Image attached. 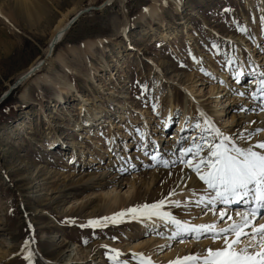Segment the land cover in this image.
I'll return each instance as SVG.
<instances>
[{
	"label": "rangeland",
	"instance_id": "rangeland-1",
	"mask_svg": "<svg viewBox=\"0 0 264 264\" xmlns=\"http://www.w3.org/2000/svg\"><path fill=\"white\" fill-rule=\"evenodd\" d=\"M106 1L0 0V98L25 70L44 55L57 25L70 20L78 11L104 5L102 9L83 14L56 47L55 55L61 54L65 66L59 61H53L40 73L53 79L54 83L61 86V91L70 84L76 86L93 106L109 107V95L106 93H118L122 81L126 84L128 82L131 87L129 91L132 92V97L128 100L131 107L128 112L130 111V115L136 120L135 124L129 120H121L120 127L114 126L111 132H108L110 129L106 126L98 127V134H90L91 141L81 138L77 132L58 127L60 123L56 119L57 114L53 112L54 105H59L58 97L63 96L60 107H63L66 113L74 111L73 106L81 100L72 90L61 93L54 86H43V91L40 92L35 84L29 81L19 85L11 93L9 101L0 107V252L9 248V253L2 257L4 259L0 264H29L25 257L31 244L40 249L44 260L52 262H56L60 252L65 249L64 246L75 245L90 252V257L82 259L81 264H97L98 260L102 264H141L139 255L131 256V252L127 254L126 252L131 251L127 248L140 245V251L144 249L151 253L152 246L145 243L151 234L142 231V222H139V219L134 220L127 216V209L151 205L167 196L161 197L155 193L158 186L151 175L154 169L161 167L146 168L147 161L137 163L139 160H149L154 155V148L141 150L143 132L148 130V139H151L152 135L161 136L163 119L160 114L165 113L169 103L168 89L172 87L178 110L174 114L176 119L163 135L172 140L177 122L182 118L181 111L186 100L184 90L170 82L162 81L159 90L156 86L159 76L157 70L164 71L168 79L172 78L179 84L183 83L180 80L182 76H185L184 82L187 80L183 84L190 85V80L195 81V95H198L201 103L209 107L208 114L218 129L226 132L231 128L228 127L230 119L239 113L241 106L238 100H235L236 102L232 103L235 106L231 105L229 108L228 100L223 114H219V94H209L210 86H218V79L210 76L207 64L224 69L227 58L236 57L237 53H243L249 64L246 68L248 72L255 68V61L264 62V25L261 22L264 8L256 5L258 1L116 0L107 5ZM155 2L160 4L158 6L161 12L153 18L149 15L143 17V9ZM192 13L195 15H191ZM183 16L186 24L179 25ZM152 29H155L154 35H150L154 32ZM164 29H167L171 36L162 41L161 33ZM186 29L193 39L189 40ZM174 33L175 38L172 36ZM241 34H244L242 39L249 44L248 47L234 44L233 49H230L226 40L233 36L239 38ZM256 38L258 46H255ZM89 42H101L102 46L95 45L94 52L90 55L83 49V45ZM240 58L242 59L240 56L238 60ZM229 69L227 77L230 84L239 79L240 82L236 85L240 87L252 80L247 73L243 77L241 74L240 77L237 76L236 65H230ZM120 71L125 74L124 78L120 77ZM200 88L203 90L202 94H199ZM233 89L236 92L238 90L234 87ZM25 90L27 95L24 98ZM241 99L249 98L242 96ZM189 107L195 111L194 119L200 121L199 112L194 106ZM133 109H136V112ZM109 115L116 119L114 112ZM143 117L147 122L143 121ZM76 118L81 119V116ZM159 120L162 122H156ZM23 123L26 129L20 126ZM197 124L199 123L184 132H177L176 135L183 138L184 142L191 141L193 135V141L200 140L202 144V137L212 141L213 134L209 128L205 133L195 134ZM158 125L160 132L154 134L155 126ZM238 128L236 126L234 132L239 130ZM49 131H53L51 136L65 132L66 137L63 140L66 147L71 144L72 138L76 140L73 160V148L64 152L59 150L60 148H46ZM107 132L115 137L112 140H115L116 145L110 149ZM167 141L161 143L170 145L171 142ZM139 155L140 159L135 160ZM162 157H158L160 161L164 159ZM110 159L128 164V168L132 167L131 159L138 164L139 168L124 175L126 179L123 180L121 188L113 182L98 184L100 174L110 172L113 176L121 169L117 163L114 168L108 167ZM182 165L186 164H172L167 170H175ZM79 174L82 175L80 179L77 177ZM116 196L120 198L117 199ZM112 200L119 202L110 204ZM182 208L181 205L169 206L165 211L177 209L176 213L184 214ZM121 211L125 212V215L117 217L116 223L100 219L112 217ZM259 216L257 222L262 220L263 214L260 213ZM89 220H100L104 226L94 228L88 225ZM129 232L130 238L127 237ZM192 237L193 234L187 241ZM244 239L246 246L255 244L257 248L259 238L252 241L250 237L241 236L237 243ZM107 243L116 248L107 249L104 246ZM119 247L122 248L121 252L116 250ZM193 250L190 249V252L182 256L197 258L198 255ZM150 253L148 254L151 258H143L158 260L154 253ZM180 261L183 264L193 262L184 259Z\"/></svg>",
	"mask_w": 264,
	"mask_h": 264
},
{
	"label": "bare ground",
	"instance_id": "bare-ground-1",
	"mask_svg": "<svg viewBox=\"0 0 264 264\" xmlns=\"http://www.w3.org/2000/svg\"><path fill=\"white\" fill-rule=\"evenodd\" d=\"M115 1L116 0H107L106 5L111 4L112 2H115ZM121 1L126 2L125 0H121ZM257 1H258V3L256 5H260V7L263 9L264 8V0H255V3ZM158 4L159 3L155 2V4L150 5L147 8L148 11L144 12L142 14V16L144 17V16L149 15L152 18L155 17V15H157L158 13L161 12ZM102 7L103 6H101L99 9H101ZM252 7H254L253 4H252ZM79 12L80 11L76 12V14L70 20H68V21H66L60 25H57L55 27L54 32H53V34L49 40L48 47L44 51L45 52L44 55L42 57L38 58L27 70H25L18 77L16 82L23 78L20 81V84H25L26 82L30 81L31 83L35 84V86L37 87V89H39L40 92L43 91L42 90L43 86H54L61 93L62 92L65 93L67 91L72 90V92L75 93V96L81 100L77 105L73 106L74 111L73 110L67 111V113H66L62 109L63 107H60L62 104V103H60V100H62L64 98H63V96L58 97V100H59L58 104L59 105L55 104L54 108L56 110L54 109V111H53L55 114H57L56 119H58V121L60 123V124H58V127L59 128L60 127L65 128L66 130L69 129L71 131L77 132L78 136H80L81 138L89 139L92 141V139H90V137H91L90 134L92 136L98 134L99 133V132H97L98 127L101 128V127L106 126V128L110 129V130H108V132L109 131L111 132V129L114 128V126L120 127L119 124H120L121 120H122V122L129 120V122L131 121L133 124L136 123L135 122L136 120L133 118L132 115H130L131 114V113H129L130 111L128 112L129 108H131L130 105H128L129 104L128 100L131 99V97H132V96H130L132 92L130 93V91H129L131 89V87H130L128 82L126 84V83H124L125 81H122V83H121L122 85L119 87L118 93H117V91H114V92L111 91L110 93H106V95H109V97H107V102L109 104V107H103V105L102 106L101 105H98V106L94 105L95 106L94 107L91 102L89 103L88 98L83 96L82 93L77 89L76 86L70 84L68 87H65L63 91H61L60 85H59L60 86L59 87L56 83H54L53 79H50L45 74L40 73L41 70L45 66H49L53 61H59L62 65L65 66L64 58L61 56V54L55 55V50H56V47L59 45V43L61 41H63V39L66 37L67 33L69 32L70 28H68V27L70 25L71 20L73 18H75ZM191 15L194 16L195 13H192ZM183 19H184V16L182 17V20ZM261 22H263L262 25H264V17L261 18ZM185 24H186V22L184 20L179 23V25H185ZM189 30H190V28H189ZM189 30L186 29L185 33L188 35V38L190 40V39H193V36H192V34H189ZM152 31H154V32H151L150 35L155 34V29H152ZM175 34L176 33L172 34L173 38H175V36H176ZM243 35L242 34L239 35V38L233 36V37H229L227 40L225 39L226 42L229 43L230 49H233L232 45H234V44H238V45L242 44L243 46L248 47L249 44H247L246 41L244 39H242L245 37V36L243 37ZM170 36L171 35L167 32V29H164V31L161 33L162 41L169 39ZM127 40H129V39L127 38ZM255 40H256L255 46H258V38H256ZM54 44H55V46H54ZM95 45H101L102 46L101 42L97 43V44L89 42V43H86L85 45H83V49H84V51H86L87 54L89 52V54L92 55L94 52V49H95ZM132 49H134V47ZM256 49L257 48H255L254 51H256ZM216 52H218V49L216 50ZM218 54L222 55L221 53H218ZM238 55H240L242 57V59L240 58V60H238V57H240ZM262 58H264V57H262ZM229 61H232V63H229ZM255 63H256L255 68L248 72L246 70V68H248L249 64H248L247 60L244 59L243 53H241V54L237 53L236 57L234 56L231 58V56H230L229 58H227L224 69H222L221 66L214 67V66H210V63L207 64V66H208L207 71H209L210 76L216 77V79H218L216 81L218 83V86L217 85L210 86L209 94H210V96H214V95L219 94V96L217 97L218 105H219V106L218 105L217 106L220 108L218 110L219 114H223L225 107H226V103L228 100H230V103H231V104L229 103V108L231 107V105L235 106L234 104H232L233 102H236L235 100H238V103L240 104L239 106H241V109H238L239 113L236 115H233L232 118L230 119L231 122H230V125H228V127H231V128L229 130H227L226 132H222L220 129H219V131L221 133H223L225 136H228L230 138V140L232 141V143H235L236 146L242 147V148H246L250 145H254L258 141H264V110H262V107H264V104H262V101L260 98V93L257 91V87H258L257 82L260 79H262V76H264V62L261 63L259 60H257V61H255ZM230 65H236L237 66V68H238V69H236V72H238L237 76L240 77V74H241V77H243V75L245 73H247V75L252 77V80H250L249 83L247 82V83H244V85H240V87H237V85H236L237 82H233V84H230V80L227 77L228 76L227 72H228V70H230L229 69ZM120 68H122V65L120 66ZM33 72H34V74H31ZM120 72H121L120 77L124 78L125 74L123 73V71H120ZM157 72H158L159 76L157 79V83H156L157 85L156 86H158V88L160 86H162V81H167V82L172 83L173 86H177L179 88H182L184 90V93L186 94L185 105H184L183 111H181L182 112V118L177 122L174 136L171 137L172 140L166 139V137L163 136L164 133L167 131V129L170 127V125L176 119V116H174V114L178 110V107L176 105L177 100L173 96L174 93H173V88L171 86H170L171 88L168 89V91H169L168 106L165 109V113L160 114V117L163 119V123L161 126L163 131H161V136L152 135L151 139H148L149 138L148 136L146 138V134H147L148 130L145 129L143 132L144 136L142 138V142H143L142 144L143 145H142L141 150H144V151L147 150L148 151L150 148H154V151L155 150L156 151L155 152L153 151L154 155H152L149 160H142L141 159L142 161L140 162V160H139V161H137V163L138 162L139 163H142V162L145 163V161H147L146 168L147 167L156 168L158 166L161 167L159 169H154V171L151 174L153 179H155V184L158 186V189L155 193L160 194L161 197H164L167 195L164 199H162L164 201V204L162 205L160 211L166 212L165 209H167L169 206H175V205H177L175 202H179L178 205L183 206L182 210H184V214L176 213L175 211L177 209H175L173 211L168 210L167 213H169L172 217H175L176 219H178L182 222H187L190 225H200V224L215 225V230H217V231L221 228L227 227L228 225H230L232 223L239 222L240 217L236 216V213L237 212L243 213L247 209L248 205H245L242 201L241 202H233L230 205L217 204L215 209H213L211 205H207L206 203H202V204L198 205L197 201L199 200L200 196H202V195L207 196V194L210 193V190H207V192H206L207 186L204 185L203 181L199 180L196 173L191 171V169L187 165L178 166L177 168L175 167L176 168L175 170H167L172 166V164H175V166L178 163H179V165L184 164V163H181L180 159H179L180 149L190 147L193 143V139L195 138V135H193V138L191 141L184 142L183 138H180L176 135L177 132H180V131L184 132V130L191 129L196 123H199L200 127L199 128L197 127L195 129L196 130L195 134L197 132H198V134H200L201 132L205 133V130H208L207 128H209L210 132L213 134V140L212 141L219 142V137L216 136L215 131H214V129H218V126L212 120L211 116L208 114V108L209 107L206 106L203 102L201 103V100L199 101V97H197L198 95L197 96L195 95L197 92V89L195 88V86H196L195 81L190 80L191 81L190 85L189 84H187V85L183 84L187 80H185V82H184L183 79L185 78V76H182L180 80L183 83L179 84V82H176L172 78L168 79L167 78L168 76L165 75L164 71L158 69ZM234 77H235V75H234ZM233 87L238 88L237 92L235 91V89H233ZM219 89H220V91H219ZM159 90H160V88H159ZM198 90H199V94H202V92H203L202 88H200ZM26 91L27 90H25L23 93L24 98H25V95H27ZM241 93H244V94L241 95ZM253 93L257 94L256 99H253V95H252ZM242 96H246V98H249V99L243 100V99H241ZM63 104H65V100L63 101ZM89 104H91L92 106L91 107L88 106ZM189 105L194 106L195 109L199 112L200 121H197L194 119V117H195L194 112L195 111L190 109ZM78 110H80V111L78 112ZM133 111L136 112V109H133ZM110 112L115 113V115H116L115 120L112 117H110V115H109ZM145 112H146V110H144V114H145ZM76 116L77 117L81 116V119L76 118ZM131 117H132V119H131ZM143 118H144L143 121L147 122L145 117H143ZM112 119H113V121H112ZM192 119H193V121H192ZM205 120L210 121V124H205ZM156 122L161 123L162 121L159 120ZM103 123H105V125ZM20 126L22 127V129L23 128L26 129V125H24V123L21 124ZM236 126L239 127L238 128L239 130H237V131L235 130V132H234V128ZM100 128H99V131H100ZM161 128H159V125L155 126V129L153 131L154 134L159 133L160 132L159 129H161ZM258 129L260 131H257ZM52 133H53V131H49V133L47 134V140L49 142H48L46 148H48V147H49V149L54 148L55 150L60 148L59 150H62V152H64L65 150H68L70 148L71 149L73 148L72 152H71V158L73 160L75 158L74 150H75L76 144H77L76 140L74 138H72L70 141L71 144L66 147V145H64L65 143L63 140L66 137L65 132L62 133L61 135L58 134L56 136H51ZM249 134H252V135L249 136ZM107 135H108L107 140L109 141V144L111 143L109 145V149H110L113 145H116V143H114L115 140H112L115 137L111 133L110 134L108 133ZM67 136H68V134H67ZM169 136H167V138ZM197 137H199V135H197ZM26 138L28 139L29 137L26 135ZM138 140L136 143L139 142ZM161 141L171 142V144L170 145H164V143H161ZM196 142L201 143L200 140H198ZM94 143H91V144H94ZM39 146H40V144H39ZM126 146H127V144H125V147ZM144 151H142V153ZM206 152H207V148L204 149V152H202L201 155L206 154ZM133 154H134V152H133ZM109 156H110V152H109ZM153 156L156 157L155 160L152 158ZM160 156L164 157V159L162 161H160L158 158ZM119 158L122 159L123 156L122 157L119 156ZM188 158H191V154H188L186 156V159H188ZM133 159L130 160V162L132 164L131 168H128V164L125 165L121 161L116 162L115 160L110 159V161L107 165L108 167H113L114 164L117 163L120 165L121 169H120L118 174L113 175V176H112V173H110V172L100 174L98 176L99 178L97 179L99 182L98 184L106 185V184H108V182H110V183L113 182L115 186H118V188L123 187V185H122L123 180L126 179V178L124 179V175L130 173L135 168H139L137 166L138 164L136 163L135 160L140 159V155L135 160H133ZM165 165H167V166H165ZM81 176H82L81 174L77 175L78 179H80ZM109 177H110V179H109ZM153 179H151V180L153 181ZM169 193H172V195H169ZM116 198L119 199L120 197L116 196ZM117 201L118 200H112V202L110 204L117 203ZM136 208L139 209L140 207H136ZM220 208H224L226 211V214L231 215L233 217V219L231 221H229V220H227V217H225L224 220H221L219 218V209ZM260 211L263 214L262 220L257 222L258 219L260 218V216H258L257 220L253 221L254 224L256 222L257 223H264V209H261ZM127 216H130L134 220L139 219L138 221L142 222V224H141L142 231L146 232L148 234H151L150 238L148 237L149 239L146 240L145 243H149L150 246H152L151 247V249H152L151 253H154V255H156V257L158 259L156 261L150 259L152 261V264H157V263H160V264L165 263L166 264V262H173V264H176L177 261L184 259V257L182 255L187 253V252H190V249H194L196 252V255H198V257L196 258L195 262L189 261V262H191L189 264H202L203 258L207 256V254H206L207 249L211 248V249L215 250L217 248L224 246L222 238H217L214 240L212 238L211 233H209V232H203V233L182 232L177 237H173L172 234H173V231L175 230V226L172 225L170 223V221L160 219L156 216H153L151 219H148L147 216L140 215L139 213H131V215H130V213H128ZM133 217H136V218H133ZM245 231L250 232L247 229H245ZM130 234L131 233L129 232V234H127V237L130 238V236H131ZM192 234H193V237L191 238V240L187 241V239L190 238ZM196 237H199V238H196ZM231 239H232V237L229 236L230 241H231ZM245 240L246 239L237 243L236 244L237 246L235 245V247L237 249L245 247L246 246ZM104 246H106L107 249H112V250L116 248L113 246V244H108V243L106 245L104 244ZM148 246H147V248H148ZM11 247H13V246H11ZM64 247H65V249L62 250V253L60 252V256H58L59 258L58 259L56 258V260H55L56 262H52V261H49L47 259L44 260L45 258L42 256L40 249L34 244L29 245L28 250H27V257H30L31 264H81L80 262L82 259L90 257L89 251L81 249L78 246L72 245V246H67V247L64 246ZM140 247H141L140 245H133L132 247L129 246L127 248V250H131V251H128L126 253L128 254L129 252H131L130 253L131 256H133L134 254L136 256L139 255V258H141V257L149 258L150 256L148 253H150V251L146 252L144 249H143V251H140L139 250V249H141ZM147 248H146V250H147ZM116 250L121 252L122 248L119 247ZM253 250L259 251V243L257 244V248L256 247L254 249L249 248V251H253ZM8 253H9V248L5 249V251L2 250V252H0V254H1L0 255V262L4 259L2 257H6V255ZM126 253H122V254H126ZM152 256H153V254H152ZM98 257L100 258V256H98ZM101 257L103 258V255ZM186 257H187V255H186ZM28 262H29V260H28ZM100 262L101 261L98 260L97 264H102Z\"/></svg>",
	"mask_w": 264,
	"mask_h": 264
},
{
	"label": "snow or ice",
	"instance_id": "snow-or-ice-1",
	"mask_svg": "<svg viewBox=\"0 0 264 264\" xmlns=\"http://www.w3.org/2000/svg\"><path fill=\"white\" fill-rule=\"evenodd\" d=\"M145 12L147 8L143 9ZM232 63V61H229ZM237 79V83H239ZM257 91L260 93L262 104H264V79L257 82ZM244 93H241L243 95ZM253 99L257 98V94L253 93ZM155 111V108L153 109ZM264 110V107H262ZM205 124L210 121L205 120ZM196 127H200L199 124ZM215 134L219 137V142L207 141L201 138L203 144L197 143L195 140L192 145L187 148L180 149V162L186 164L191 171L195 172L199 180L203 181L210 193L207 196H200L197 204L206 203L211 205L213 209L217 204L230 205L233 202H243L248 205L247 209L241 213L237 212L236 216L240 217L239 222L232 223L218 231L215 225L200 224L190 225L172 217L167 212L160 211L164 201L161 200L151 205H142L140 208H128V213H139L151 219L156 216L160 219L170 221L175 226L173 237H177L182 232L203 233L209 232L212 238L223 239V247L217 249H207V256L203 258L202 264H264V223H253L257 220L258 213L264 209V141H258L254 145L246 148L238 147L232 143L228 136H225L214 129ZM257 131H260L259 129ZM252 134H249L251 136ZM207 148V152L204 149ZM191 154V158L186 156ZM154 160L155 156L152 157ZM167 166V165H165ZM172 195V193H169ZM177 205L179 202H175ZM125 212L115 213L112 217L100 218L103 221L118 222L117 217H123ZM231 221L233 217L227 215L224 208L219 209V218ZM136 218V217H133ZM88 225L92 227H103L100 220H89ZM84 227V225H81ZM250 229V232L245 231ZM229 236L232 237L231 241ZM250 237L252 241L259 238V251H249L254 249L255 244H249L243 248L234 247L238 239L241 237ZM199 238V237H196ZM27 243V242H26ZM135 255V254H134ZM31 264L30 257H25ZM184 261H196V257H184ZM141 264H152L151 260L141 257ZM171 264V262H170ZM176 264H183L177 261Z\"/></svg>",
	"mask_w": 264,
	"mask_h": 264
},
{
	"label": "water",
	"instance_id": "water-1",
	"mask_svg": "<svg viewBox=\"0 0 264 264\" xmlns=\"http://www.w3.org/2000/svg\"><path fill=\"white\" fill-rule=\"evenodd\" d=\"M104 6V5H103ZM103 8V7H102ZM101 8V9H102ZM99 8H97V7H89L88 9H85V10H82V11H80L79 13H78V15L75 17V18H73L72 20H71V22H70V25H69V27L68 28H71V27H73L77 22H78V20L81 18V16H83V14H85V13H87V12H89V11H97ZM56 44V43H55ZM55 44H54V46H55ZM31 74H34V72L33 73H31ZM23 79V78H22ZM21 79V80H22ZM21 80H19V81H17L13 86H11L9 89H8V91L6 92V93H4V95L0 98V104L4 101V100H6L10 95H11V93L19 86V85H21L20 84V81Z\"/></svg>",
	"mask_w": 264,
	"mask_h": 264
},
{
	"label": "trees",
	"instance_id": "trees-1",
	"mask_svg": "<svg viewBox=\"0 0 264 264\" xmlns=\"http://www.w3.org/2000/svg\"><path fill=\"white\" fill-rule=\"evenodd\" d=\"M8 101H9V98H8L7 100H4V101L2 102V104L0 105V107H2L3 105H5Z\"/></svg>",
	"mask_w": 264,
	"mask_h": 264
}]
</instances>
